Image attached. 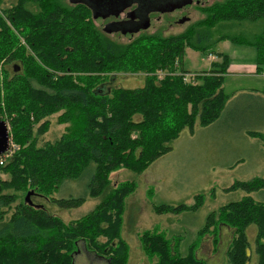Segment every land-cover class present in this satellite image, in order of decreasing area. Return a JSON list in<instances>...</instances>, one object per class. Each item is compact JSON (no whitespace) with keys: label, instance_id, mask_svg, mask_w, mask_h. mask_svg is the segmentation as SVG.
Masks as SVG:
<instances>
[{"label":"trees","instance_id":"1","mask_svg":"<svg viewBox=\"0 0 264 264\" xmlns=\"http://www.w3.org/2000/svg\"><path fill=\"white\" fill-rule=\"evenodd\" d=\"M205 10L204 17L180 32H141L119 41L93 25L85 3L0 0V118L7 121L17 146L0 166V174L8 175L0 176V264H74L80 241L105 259L98 264H126L129 244L121 234L122 214L136 182L126 179L111 186V171H140L170 150L182 129L193 132L196 125L221 118L233 93L223 88L228 53L215 47L224 39L239 42L224 20L264 18V0H215ZM240 37L254 47L255 70L261 71L264 27ZM187 47L217 59L208 68L187 69ZM114 71H140L144 81L133 87L107 84ZM188 72L194 73L189 79ZM256 122L258 126L244 125L240 131L248 140L260 134L262 143L254 146L261 153L264 112ZM86 176L83 195H54L67 179ZM225 189L244 191L218 207L219 224L232 227L228 262L249 264L246 227L254 222L256 264H264V176L235 179ZM255 190L261 198L252 194ZM100 195L76 219L65 221L49 210L50 204L73 207L86 196ZM195 197L192 203L160 202L154 207L163 212L195 209L204 194ZM211 220L214 210L200 229ZM161 233H140L142 249L154 257L152 264H208L193 253H176L174 243Z\"/></svg>","mask_w":264,"mask_h":264},{"label":"rangeland","instance_id":"2","mask_svg":"<svg viewBox=\"0 0 264 264\" xmlns=\"http://www.w3.org/2000/svg\"><path fill=\"white\" fill-rule=\"evenodd\" d=\"M9 1L5 0V3ZM66 1L71 3V0ZM165 1L167 0H158L154 5H159ZM214 1L172 0L171 2L175 3L172 5L173 8L148 11L149 24L146 27L141 26L144 22L142 18L145 16L142 14L140 18V15H137L140 11L139 0L132 1L117 13L99 9L96 13L92 12L90 18L95 27L110 37L119 41H128L141 32L159 33L160 35L180 32L190 22L204 17L207 5L209 6ZM224 22L227 23L225 29L229 30L230 35L234 33L239 35V42L235 43L230 39H224L218 41L215 47L217 50L228 53L229 65L228 72L224 75L223 88L225 92L233 93L231 95L232 100L221 118L195 130L191 135L188 133V128L182 129L180 135L173 140L172 149L154 160L147 168L136 172L121 167L110 173L111 186H115L117 182L126 179H133L136 182L134 190L126 196L122 214L121 225L125 227V230L121 228V234L125 236L129 244L126 264L153 263L154 257L152 258L149 256L150 254L145 253L140 241V233L145 229L162 231L174 238L173 235L175 236L177 229L184 228L187 234L189 232L197 236L198 249H204V254L205 251L212 254L211 248L213 245L216 246L219 241L221 229V224L217 221L219 219V205L231 199L239 198L244 193L242 189L225 190L224 187L235 179H248L255 175L264 174L255 169L261 160L254 146L258 140L262 143L260 134L252 136V140H248L242 137L243 132L240 131L244 125H247L248 128L258 126L255 121L260 113L264 112V67L259 72L255 70V67H252L256 66L255 49L240 36L241 34L251 36L253 33L259 32L264 27V18L254 21L224 20ZM214 59H217L215 54L208 57L200 50L187 47L183 65L190 70H199L208 68ZM250 71L254 72L251 73ZM107 78L108 80H105L108 81L107 84L133 87L141 84L144 74L140 71H114ZM257 130L261 131L259 128ZM243 156L245 161L242 164L236 167H228V162H240L241 159L239 158ZM213 164L214 169H211ZM177 168L180 169L178 172L175 170ZM158 173L166 176L175 187L170 189L160 186L161 183L151 181V177ZM0 176L8 177L7 173L3 171ZM87 177L67 179L54 191V195H83L86 193ZM164 183L166 184V179H164ZM181 189H185L186 192ZM198 192L203 193L204 197L197 210L185 209L178 213H172L158 211L152 205L160 202L191 203L196 199L195 196ZM252 194L256 198L262 197L257 190L253 191ZM101 196H86L80 205L73 207L50 204L49 210L60 215L65 221H69L79 218L91 210ZM128 197H135L136 199L137 218H130V222H127L124 216V214L127 216L129 209L134 207V203L127 207ZM16 202L14 201L12 208L8 210H13ZM212 210H214V220L208 222L207 228L202 231L200 228L204 226L206 218ZM9 214L7 213L6 216ZM224 225L228 226V224ZM250 225L255 226L256 235V224L252 222ZM249 226L246 227V233L250 241L254 229ZM213 228L214 230H212ZM247 228L249 229L247 230ZM198 229L202 232L199 231L196 234ZM230 229H232L231 226ZM100 239H104V237L101 236ZM82 243L84 242L80 241V246L74 253V264L105 262L104 258L97 257L92 250L86 248L85 244ZM255 261L253 257L250 264H255Z\"/></svg>","mask_w":264,"mask_h":264},{"label":"crops","instance_id":"3","mask_svg":"<svg viewBox=\"0 0 264 264\" xmlns=\"http://www.w3.org/2000/svg\"><path fill=\"white\" fill-rule=\"evenodd\" d=\"M252 67H255V66H252ZM204 69V68H202ZM251 73L254 72V71H250ZM144 81V79H142L141 81V84L142 82ZM203 126H200V125H196L194 127V131L195 130H198L200 128H202ZM193 132H190L188 130V133L191 135L194 133ZM189 136V135H188ZM172 149V148H171ZM170 149V150H171ZM168 150V151H170ZM167 151V152H168ZM165 152V153H167ZM165 153H163L162 155H164ZM160 155V156H162ZM260 157H261V160L260 162L255 166V169L256 171L258 172H263L264 173V150L261 151V153H259ZM160 156H158L157 158H159ZM156 158V159H157ZM154 159V160H156ZM153 160V161H154ZM152 161V162H153ZM245 160L243 161H238L237 163L233 164L232 166L233 167H236L237 165L239 164H242ZM151 162V163H152ZM150 163V164H151ZM149 164V165H150ZM148 165V166H149ZM147 166V167H148ZM232 166H228V167H232ZM146 167V168H147ZM158 168V167H157ZM156 168V169H157ZM211 169H214V164L212 165ZM177 172L180 170V169H175ZM261 176H264V174H262ZM164 179H166V184L164 183ZM151 181L155 182V183H158L160 184V186H163V187H168V188H173L175 186H173L170 182H169V179L164 176L162 173H158V174H155L153 175V177H151ZM233 182V181H231ZM229 185V184H228ZM227 185V186H228ZM226 187V186H225ZM224 187V188H225ZM182 191L186 192L185 189H181ZM195 190V189H194ZM226 190V189H225ZM131 193V192H130ZM196 194V193H195ZM194 194V195H195ZM131 198V199H130ZM126 199V198H125ZM193 202V201H192ZM191 202V203H192ZM131 203H134V207H132L131 209H129V213L127 214H124V216L126 217V221L127 222H130V218L132 217H135L137 218L136 216V199L135 197H128V201H127V207L131 204ZM154 205V204H152ZM199 208V207H198ZM198 208H195V209H190V210H197ZM165 212H172V211H165ZM181 212V211H179ZM172 213H178V212H172ZM195 222V221H193ZM201 222V221H200ZM199 222V223H200ZM249 226V225H248ZM252 228L251 229H254V234L252 237H250V250L249 252L251 253V258H250V261L252 260V258L254 257L255 260H257V255L254 251V247H255V242H254V238H255V226L254 225H250ZM249 226V227H250ZM188 227V226H186ZM124 230H125V227H122ZM249 228H247L248 230ZM127 230V229H126ZM199 230L196 231L198 234L199 233ZM162 232V231H161ZM163 233V232H162ZM232 233V229H230L229 226H226V225H221V229H220V235H219V241L217 242L216 246L213 245V247L211 248L212 250V254H208L206 251H205V254H204V249H198L197 248V236H195L194 234L192 233H189L187 234V231L184 229V228H178L177 229V233L175 234V236L173 235L174 238H172V236H168L165 235L171 240V242L174 243V247H175V252L180 254V255H186V254H189V253H193L195 256L197 257H201V258H204L208 264H230L227 260V256H226V251H227V248L230 244V240H231V234ZM125 237V236H124ZM248 237V236H247ZM249 240V239H248ZM214 242V241H213ZM196 244V245H195ZM214 244V243H213ZM201 250V251H200ZM250 261H249V264H250ZM255 264H256V261H255Z\"/></svg>","mask_w":264,"mask_h":264},{"label":"water","instance_id":"4","mask_svg":"<svg viewBox=\"0 0 264 264\" xmlns=\"http://www.w3.org/2000/svg\"><path fill=\"white\" fill-rule=\"evenodd\" d=\"M82 2L88 5L93 13H96L99 9L107 10L108 12H118L121 11L125 6L129 5L134 0H71V2ZM139 12L137 15L142 17V14L145 18H142L144 21L141 26L146 27L148 22V11L152 10H162V9H170L173 8L172 0H167L164 3H160L159 5H154V3L158 0H139ZM185 1V0H184ZM184 4V3H181ZM179 4V5H181ZM178 5V6H179ZM143 10V11H142ZM142 11V12H141ZM122 22V21H120ZM9 127L7 121L5 119L0 118V154L7 150L9 147ZM31 190L26 192L25 198L29 199V194Z\"/></svg>","mask_w":264,"mask_h":264},{"label":"built area","instance_id":"5","mask_svg":"<svg viewBox=\"0 0 264 264\" xmlns=\"http://www.w3.org/2000/svg\"><path fill=\"white\" fill-rule=\"evenodd\" d=\"M211 56L212 54H208V57H211ZM192 75H194V73L188 72L185 74L186 78L188 79L191 78ZM16 147H17L16 144L12 142L10 138L9 147L7 148L6 151L0 154V166L5 163L6 158L12 153L13 149H15Z\"/></svg>","mask_w":264,"mask_h":264}]
</instances>
